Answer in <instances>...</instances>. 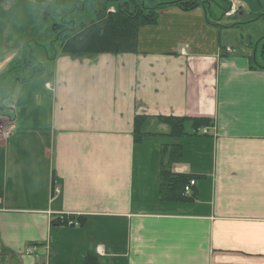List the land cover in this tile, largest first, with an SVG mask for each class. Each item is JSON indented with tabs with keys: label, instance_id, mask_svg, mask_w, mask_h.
I'll list each match as a JSON object with an SVG mask.
<instances>
[{
	"label": "crops",
	"instance_id": "0c3cea01",
	"mask_svg": "<svg viewBox=\"0 0 264 264\" xmlns=\"http://www.w3.org/2000/svg\"><path fill=\"white\" fill-rule=\"evenodd\" d=\"M220 23L163 9L139 54L59 52L20 84L0 145V264H264V68L222 53L234 25ZM160 117L212 125L175 140ZM174 143L191 200L160 196Z\"/></svg>",
	"mask_w": 264,
	"mask_h": 264
},
{
	"label": "trees",
	"instance_id": "16d2710c",
	"mask_svg": "<svg viewBox=\"0 0 264 264\" xmlns=\"http://www.w3.org/2000/svg\"><path fill=\"white\" fill-rule=\"evenodd\" d=\"M43 3L44 0H36ZM224 4L219 5L223 12V17L229 9L226 0H221ZM214 0H51L48 3V12L44 14L45 21H53L50 34L46 38L50 41L49 48L54 52L50 55L48 50L40 61H37L31 49L25 50V55L21 64L24 68H29L28 73L24 72L22 79H9L8 72L0 76V87L7 82L6 88L11 90L3 98L9 100L13 95V90L18 84L26 83L42 72L44 61L54 60L58 54L64 57L76 59H93L102 55H136L139 54V33L149 26L158 23L160 11L167 8H177L184 13H190L197 9H204L211 17L210 4ZM114 9V12H109ZM251 19V18H249ZM30 47V46H28ZM46 48V47H44ZM262 57L264 59V45L262 47ZM38 64H37V63ZM34 63L37 64L34 65ZM264 68V67H263ZM15 70V69H13ZM11 70V71H13ZM11 71H9L11 73ZM9 79V81H8ZM2 108H0V111ZM145 117H137L135 120L136 141L143 139L141 127ZM159 121L171 129V138L178 140L186 136L185 126L191 123L194 135L201 129L211 128L212 123L206 119H188L160 117ZM163 151H168V161L160 166V196L166 201H183L193 199L186 198L185 188L194 180L193 176L180 175L173 171V166L182 157L181 145L175 144L165 146ZM163 155H165L163 153ZM84 264H98L97 258L90 254L85 258Z\"/></svg>",
	"mask_w": 264,
	"mask_h": 264
},
{
	"label": "rangeland",
	"instance_id": "374dc122",
	"mask_svg": "<svg viewBox=\"0 0 264 264\" xmlns=\"http://www.w3.org/2000/svg\"><path fill=\"white\" fill-rule=\"evenodd\" d=\"M50 1L44 0L43 3H38L36 0H0V76L8 72L9 79L13 81L14 78L22 79L23 73L29 72L30 67L24 68L21 64L25 50L31 49V52L34 53L33 57L37 61L41 60L45 50H48L50 55H54V52L49 48L50 41H53V35H50V39L46 36L47 33L50 34L51 32L53 21H58V19L52 18L48 22L44 19ZM235 3L238 10L241 9L247 14L254 13V16L248 17L251 19L245 20L243 23L237 16L230 19L223 17L222 9L219 6L224 5L221 0H214L209 6L211 17L215 20L218 19L222 26L241 24L237 28L224 31L221 36L223 45L230 46L234 54L249 52L251 57L254 56L253 53L258 47L257 61L260 66L264 67L262 57L264 0H235ZM56 54H59V50ZM252 58L254 61V57ZM36 63L34 65L37 66L38 63ZM33 84H37V80ZM7 86L8 83L5 82L0 87V108L3 107L4 110L2 111H5V115L2 116V123H6V119L10 116L8 112L10 113L11 109H15L14 97L21 94V85L18 84L13 90V98L11 100L5 98L4 100L3 95L11 90V88H6ZM12 113L15 115V111ZM43 114L46 115L47 113ZM41 120H45L43 116ZM85 236L89 237V234L85 232ZM98 238L102 239V236L99 235Z\"/></svg>",
	"mask_w": 264,
	"mask_h": 264
},
{
	"label": "built area",
	"instance_id": "2783aa9c",
	"mask_svg": "<svg viewBox=\"0 0 264 264\" xmlns=\"http://www.w3.org/2000/svg\"><path fill=\"white\" fill-rule=\"evenodd\" d=\"M236 13L235 9L232 8L231 12L227 14V16H232ZM227 52H231L230 49H227ZM10 136V130L0 127V142L5 141ZM194 185V183H192ZM186 192H189V189L186 188Z\"/></svg>",
	"mask_w": 264,
	"mask_h": 264
}]
</instances>
